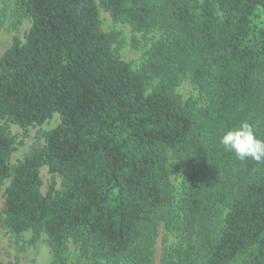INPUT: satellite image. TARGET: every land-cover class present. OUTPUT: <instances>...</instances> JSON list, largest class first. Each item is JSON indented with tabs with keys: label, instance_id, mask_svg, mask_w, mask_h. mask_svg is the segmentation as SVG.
Wrapping results in <instances>:
<instances>
[{
	"label": "trees",
	"instance_id": "trees-1",
	"mask_svg": "<svg viewBox=\"0 0 264 264\" xmlns=\"http://www.w3.org/2000/svg\"><path fill=\"white\" fill-rule=\"evenodd\" d=\"M99 7L161 32L139 68L112 48ZM24 18V39L0 54L1 225L44 234L52 264L70 243L75 264H153L158 227L179 219L162 264H264V161L219 143L245 120L264 139V0H15L13 25ZM184 79L204 104L181 98ZM55 113L44 144L11 165L9 123L26 134Z\"/></svg>",
	"mask_w": 264,
	"mask_h": 264
},
{
	"label": "rangeland",
	"instance_id": "rangeland-1",
	"mask_svg": "<svg viewBox=\"0 0 264 264\" xmlns=\"http://www.w3.org/2000/svg\"><path fill=\"white\" fill-rule=\"evenodd\" d=\"M15 0H0V54L10 45L13 37L17 35L20 39H24V33L30 26L27 18L21 20L16 26L13 25L12 7ZM98 2V0H96ZM203 1V0H200ZM99 20L102 29L118 32V38L112 43V48L119 56L129 62L132 68L137 69L147 57L152 44L161 36V32L157 29L143 33L133 31L127 24L115 22L110 15L99 7ZM177 93L182 99H198L200 104H204V99L198 92V89L188 80H182L177 88ZM59 122L57 113L51 119L41 125L29 127L26 134L16 124L9 123L8 131L15 139V150L10 156V164L14 165L21 160L32 147H40L44 144L43 133ZM0 124L3 121L0 120ZM22 140V143L20 141ZM40 176L42 179L41 190L46 192L47 185L52 179V175L48 172L45 165L40 168ZM56 187L61 188V179L54 176ZM173 183L178 186V177H172ZM6 181L5 184H7ZM0 189V207L2 206V191ZM31 233L25 231L20 235L9 232L0 223V260L4 263L16 262L17 264H52V256L43 234L35 243H31ZM180 222L174 224L171 229L165 228L163 224L158 227V237L154 247L153 264H162V258L166 251L171 250L180 240ZM76 248L70 243L69 260L67 264H75Z\"/></svg>",
	"mask_w": 264,
	"mask_h": 264
},
{
	"label": "clouds",
	"instance_id": "clouds-1",
	"mask_svg": "<svg viewBox=\"0 0 264 264\" xmlns=\"http://www.w3.org/2000/svg\"><path fill=\"white\" fill-rule=\"evenodd\" d=\"M219 143L241 161L246 158L264 161V139L256 135L254 126L247 120L225 130Z\"/></svg>",
	"mask_w": 264,
	"mask_h": 264
}]
</instances>
